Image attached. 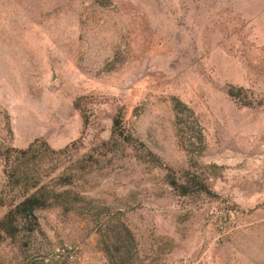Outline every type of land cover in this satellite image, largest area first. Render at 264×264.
<instances>
[{"label": "rangeland", "instance_id": "obj_1", "mask_svg": "<svg viewBox=\"0 0 264 264\" xmlns=\"http://www.w3.org/2000/svg\"><path fill=\"white\" fill-rule=\"evenodd\" d=\"M4 113L13 146L59 150L39 184L70 206L0 233V264H109L113 216L127 264H264V0H0L1 137ZM18 195L0 168V218Z\"/></svg>", "mask_w": 264, "mask_h": 264}, {"label": "trees", "instance_id": "obj_2", "mask_svg": "<svg viewBox=\"0 0 264 264\" xmlns=\"http://www.w3.org/2000/svg\"><path fill=\"white\" fill-rule=\"evenodd\" d=\"M172 108L175 111L176 119L179 114H182L181 108L184 105L175 100L172 103ZM3 128L5 136H0V168L1 174L5 182L17 189L19 195L15 203H11L9 210L0 218V233L7 237L13 238L17 232H30L35 225L34 212L47 206L60 207L67 209L70 203L68 202V190H62L59 193H54L46 189L43 184H39L41 177L46 174L43 164L49 160V156L58 153L59 150L51 149L47 143L40 138H34L25 147L18 148L11 143V131L9 127L8 117L6 113L3 115ZM181 118V117H180ZM179 118V120H180ZM185 125H183L184 123ZM189 123V122H188ZM177 124V123H176ZM193 140L203 148L202 136L200 130H196V125L185 121H180ZM115 142L117 145H123L128 142L127 138L121 133L115 134ZM142 158V157H140ZM65 173H62L64 175ZM66 179L68 175H64ZM61 178V176H60ZM71 180V178H69ZM69 182V181H67ZM168 184L176 190L177 194H210L203 184L202 180L193 173H186L183 183H176L173 178H169ZM52 198V200H51ZM116 214V213H115ZM116 224L110 223V220L96 224L95 231L98 235L100 249L103 252L109 264H127L130 256V250L133 247L134 241L130 230L120 221V218L113 216ZM112 219V221H113ZM112 224V225H111ZM109 230V231H106ZM107 232L112 233L113 242L109 244Z\"/></svg>", "mask_w": 264, "mask_h": 264}]
</instances>
